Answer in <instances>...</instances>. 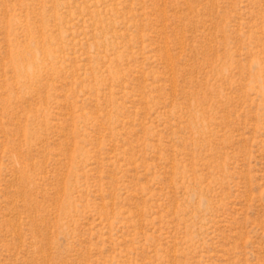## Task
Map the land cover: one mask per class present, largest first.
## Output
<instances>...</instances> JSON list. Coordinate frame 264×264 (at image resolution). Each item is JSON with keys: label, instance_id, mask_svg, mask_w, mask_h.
<instances>
[{"label": "rangeland", "instance_id": "obj_1", "mask_svg": "<svg viewBox=\"0 0 264 264\" xmlns=\"http://www.w3.org/2000/svg\"><path fill=\"white\" fill-rule=\"evenodd\" d=\"M0 264H264V0H0Z\"/></svg>", "mask_w": 264, "mask_h": 264}]
</instances>
